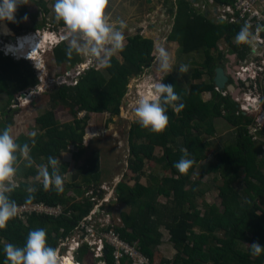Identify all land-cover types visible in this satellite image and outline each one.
<instances>
[{
  "label": "trees",
  "instance_id": "trees-1",
  "mask_svg": "<svg viewBox=\"0 0 264 264\" xmlns=\"http://www.w3.org/2000/svg\"><path fill=\"white\" fill-rule=\"evenodd\" d=\"M213 1L223 5L227 0ZM49 2L54 4L55 0ZM29 3L43 9L44 14L47 13L45 2L29 0ZM176 4L177 12L172 18L174 20L170 22L172 29L167 36V42L176 44L183 55L202 51L204 61L197 66L200 70L195 71L192 78L200 80L206 76L211 83L191 85L185 94L173 77L168 75L162 78L163 83L174 86L176 94L180 97L177 103H183L184 108L178 113L168 108L166 114L169 123L161 134L147 130L146 134L141 133L138 124L131 128L128 139L130 157L128 168L135 177L136 173L142 171L147 161L151 165L153 163L162 165L161 168L169 172V175L159 181L155 191L140 184L138 177L133 187L120 183L117 187L118 202L130 207V210L120 213L122 226H115V229L122 239L137 246L151 262L154 261L156 248L161 245L162 235L159 228L164 226L169 235V242L177 250L171 260L172 264H264V252L254 256L250 247L244 249L240 246L241 243L248 242L259 243L264 247V176L260 173L263 166L259 161L262 147L253 141V137L249 136L248 132L250 126H255L252 125L255 120L238 112L231 97L217 94L212 84L214 71L222 58L218 49L220 42L237 54L238 61L244 60L247 44L235 43V36L239 33L242 24L215 25L192 8L189 2L177 0ZM25 14L29 20L35 18L24 5L19 7L15 14L16 22L6 21L9 30L16 36L25 32L23 26ZM54 28L63 29L64 25L58 22ZM39 29V26H34L31 32H38ZM153 49L151 40L134 35L127 38L122 51L109 58L110 66L89 69L80 74L76 80H71L69 84L54 87L48 94L52 109L35 120L39 132L34 137L35 145L32 146L33 138L30 136H19L16 139L17 143L21 145L28 143L33 160L39 161L40 164H47L49 156L61 158L63 154L70 152L69 148L73 149L72 151L77 150L75 154L71 153L73 162H77L85 151L83 137L89 115L106 113L110 116H118L130 80L139 77L153 64L155 60ZM66 50L67 44H61L53 49L52 57L56 67L67 68L70 71L83 64L80 55L74 53L69 58ZM211 50H215L217 56L211 55ZM36 83V76L26 61H14L13 58L4 56L0 52V96H6L5 107L0 110V131L8 125H13L9 111L15 98L30 90ZM207 93L212 96L211 103L202 102L201 95ZM56 106L68 110L73 116V122L60 124L54 114ZM82 112L88 115L87 118L77 120V115ZM211 118L224 119L237 130V137L234 148H223L217 154V165L205 169L201 175V178L209 173L222 175L221 180L213 178L212 182L219 190L223 210L212 205L201 214L197 208L191 206L198 188L202 187L201 185L204 188L208 186L193 179V175L198 165L206 159L207 146L200 140V131L212 133ZM262 134L263 131L258 133V135ZM178 140L180 142L175 145ZM182 148L188 149V157L195 162L186 174H180L173 167L183 155ZM156 150L161 151L160 158H156ZM98 163L99 155L94 154L75 172L71 177L72 181L80 178L85 185H89L92 181L99 184ZM68 167V164L58 165L62 177L67 173ZM36 175L37 170L34 167L29 168L26 173V177ZM240 182L245 185L242 186V190L237 186ZM16 184L15 190L10 193V198L18 205L25 203L29 195L26 189L33 186L36 191L31 194L34 196L32 202L51 207L60 205L64 210L58 216L33 214L27 217L26 223L11 219L7 226L0 230V264H5L6 243L23 247L28 233L38 228L46 231L47 244L57 248L59 239L71 234L79 220L92 207L89 200L71 201L66 196L70 189L80 188L81 185L74 182L63 185V191L59 193L54 188L44 191L42 184L37 181L31 185L26 181H16ZM209 185L213 187L212 183ZM157 195L171 200L167 205L158 204ZM142 196L148 197L149 200L141 203ZM66 202L70 204L66 205ZM195 228L199 229V233L194 231ZM218 233L222 236L220 237ZM106 250L103 259L105 264H114L112 248L106 246ZM87 255L92 258L87 245H82L76 252L77 262L90 264L84 262V257ZM161 262L169 263V260L162 259ZM122 264H127L125 259L122 260Z\"/></svg>",
  "mask_w": 264,
  "mask_h": 264
},
{
  "label": "rangeland",
  "instance_id": "rangeland-1",
  "mask_svg": "<svg viewBox=\"0 0 264 264\" xmlns=\"http://www.w3.org/2000/svg\"><path fill=\"white\" fill-rule=\"evenodd\" d=\"M31 1H43L47 4L46 10L47 13L44 14V10L40 9L37 5L33 3H29V5H25L27 10L30 14H32L35 18L33 20L23 21V26L25 28V32L16 36L13 32L11 34L15 37H25V36H36L39 38L37 41V49L36 53H38L39 64L34 62L29 63L28 65L32 68L37 83L35 86L30 88V90L25 91L24 93L19 94L15 98V102L11 104L10 107V115L13 118V136L17 139L19 136H30L29 134L33 131L38 134L37 128L35 126V120L37 117L44 114L46 111L52 109V106L49 101L48 94L54 87L61 86L65 84H69L71 80H76L80 74L88 71L89 69H98L101 66L93 61L88 59L87 57L80 56L82 58L84 67L79 66V69L75 71V74H70V71L63 69L62 67H56L52 57V51L55 49L56 44H64L60 43L64 39L65 33L63 29H56L54 28L58 22L55 19V14L53 11L52 3L49 0H31ZM201 0H195V3H200ZM204 7L210 8L208 5L207 0H203ZM214 2V6H217ZM167 0H108V5L105 10V14L109 19V23L115 24L119 30H122L125 40L124 45L126 44L127 38L133 37L134 35H141L143 38L151 40L154 46L153 49V56L156 58L157 49L160 45H163L166 50L172 55L173 58V71L168 74L169 76L173 77L176 82L179 84L181 90L186 94L189 90V87L193 84H210L211 80L208 79L206 76L202 77L200 80H194L192 76L194 75L195 71L200 70L197 66H200L203 59V52H196L189 55H183L180 53L179 48L176 44L168 43L167 36L172 29V25L170 23L168 13H167ZM196 10H199L198 6L194 7ZM201 11V10H199ZM211 18V22L215 25L222 24L216 19L213 15L209 14ZM119 21L124 22V27L120 29ZM34 26H39L40 29L38 32H31V28ZM141 28V29H140ZM6 30V31H5ZM138 30V32H137ZM6 32V34L4 33ZM8 31L6 21L0 23V44L1 46H5L9 43V38L3 37L5 35H11ZM44 37H47L53 45H50L51 51L47 52V44H43ZM43 40V41H41ZM45 43H49V41H44ZM67 44V41L65 42ZM0 46V47H1ZM250 47V51L253 50L252 46ZM221 56L222 54L224 57L229 56L230 49L229 47L225 46L223 42H220L218 45V49H220ZM255 50H261L264 52V48H258ZM0 52L6 56L5 52L1 50ZM44 52V55H42ZM211 55L214 57L217 56L215 50H211ZM13 58L14 61L16 59L14 56H10ZM231 57V56H230ZM24 59V58H22ZM253 59L258 60L259 57H254ZM26 61V59H24ZM30 61V60H29ZM223 63L226 65V61L223 58ZM31 62V61H30ZM242 61H235L231 67V72L229 68V75H233V68L238 66ZM181 64L188 66V71L186 73H179L178 69ZM236 64V65H235ZM39 65V66H37ZM80 67L82 69H80ZM157 63L156 61L153 64L144 70V72L137 78H132L130 83L127 87L126 95L124 96L121 106L119 108L118 116H110L106 113L101 115H89V123L85 129V134L83 137V148L84 153L80 155V158L77 162H73L71 157V153L75 154L77 152L76 149L72 151L70 150L69 153L64 154L59 158L60 165L68 164V171L65 175H63L64 183L63 185H68L77 183L81 185L79 189H70L66 196L71 199V201H80L84 197H88L90 201L93 203L94 206H98L101 204L100 199L97 198L96 194H85L87 189L88 193L91 189H94V193H97L101 187H106L109 194L104 195V200H107L109 207V212L102 211V215H108L110 220H112V224L116 226H122L121 219L119 217L122 211L129 212L130 207L124 205L123 203L118 202V194H115L113 190L116 186L117 180L119 179L121 183L126 184V186L134 185L135 183H129L131 179L134 178V173L130 171L128 168L129 165V147H128V139H129V132L131 128L138 124L135 122L134 119V108L138 99L143 98L146 94L151 93L154 90V85L156 82L162 80L164 76L157 71ZM231 92H226L224 96L232 97L235 94V91L238 94L235 96V105L246 108L249 106L245 99H242L243 96H246L248 102H250V98H257L260 94H256L253 90L251 92L249 89L242 88L236 84H231ZM264 87V85H263ZM237 89V90H236ZM260 91V90H259ZM258 91V92H259ZM21 95H24L25 98H22ZM222 96V95H221ZM201 99L203 103H211L212 96L207 94H202ZM260 97H262L260 95ZM260 110H257L255 107L253 110L249 111L247 116L250 119L258 120V117H261V120H264V113H263V103L264 100H260ZM6 104V96H0V110H3ZM124 109V110H123ZM131 109V110H130ZM54 114L56 120L60 124H67L73 122L72 114L63 109L60 106H56L54 108ZM238 112L241 113L237 109ZM257 112V113H256ZM262 114V116L260 115ZM88 116V115H87ZM86 114H79L77 116V120H83L87 118ZM211 129L212 133L209 134L204 131H200V140L206 144L207 155L206 159L201 162L197 169H195L193 179L199 180L200 183L204 184L209 187L198 188L199 195L196 196L194 203L191 207L197 208L203 214L204 210L208 206L215 205L220 210H223V206L221 204V198L219 196V190L213 184V178L215 180H221V174L218 173H209V175L203 176L201 178L202 173L205 169H209L211 167H215L217 165V154L226 147L234 148L236 144V137H237V130L233 129L228 123L224 121V119H213L211 118ZM258 127L257 131H263L262 135H256L257 137V144L262 147V152L259 155L260 164L263 168L260 169V173L264 176V126L260 123H257ZM206 131V130H205ZM139 132L146 134L147 131L143 128H139ZM250 136V135H249ZM261 140V141H260ZM180 140L176 141L175 145H178ZM263 142V144H262ZM171 146V145H170ZM175 148V146H171ZM70 149V148H69ZM94 154L99 155V175H100V185L97 186L93 181L90 182L89 185H85L82 183L81 179L78 178L75 181H72L71 177L75 174V172L80 169L86 162L87 159H90ZM162 155L161 151L156 153L157 158H160ZM119 161V162H118ZM36 164H40L39 161H35ZM100 164V165H99ZM162 165L156 164L155 166H150L149 164L145 163L144 168L138 174L141 173L145 174L146 179V186L150 187L152 191H155L158 186V181L161 180L163 177L169 175V172H165L162 168ZM35 168V166H34ZM29 168L24 166V163L21 162L20 166L17 171V175L15 180L17 182L26 181L30 185L35 182L34 177H26V173ZM36 169V168H35ZM37 170V169H36ZM137 173L135 175H138ZM202 179V180H201ZM214 180V181H215ZM257 182V181H256ZM104 183V184H103ZM119 183V182H118ZM212 183L213 187L209 185ZM118 185V184H117ZM238 188L242 190L241 182L237 184ZM130 187V186H129ZM188 189V187H187ZM159 196V197H158ZM156 202L161 205H167L170 202L171 198H165L164 196L157 195ZM146 200H149L148 197L142 196L140 199L141 203H144ZM140 203V202H139ZM70 204L66 202V205ZM142 205V204H141ZM64 208V207H63ZM135 209V208H134ZM161 232V245L158 246L155 250L156 256L154 258L155 263L161 261V259H167L171 261L175 256L177 250L172 248L171 243L169 242V237L167 234V229L164 226L159 228ZM221 237L222 234L218 233ZM250 243H241V248L248 249L250 247ZM66 251V250H65ZM61 252H64L61 250ZM62 254V253H61ZM85 263H92L94 260L91 258L90 255L84 257ZM156 260V261H155ZM96 264V263H95Z\"/></svg>",
  "mask_w": 264,
  "mask_h": 264
},
{
  "label": "clouds",
  "instance_id": "clouds-1",
  "mask_svg": "<svg viewBox=\"0 0 264 264\" xmlns=\"http://www.w3.org/2000/svg\"><path fill=\"white\" fill-rule=\"evenodd\" d=\"M207 2L210 8H205L204 2L201 0L202 9L199 8V10H202L206 14L213 15L216 19H218V9H220L221 6L232 4H218L217 6H214L213 0H207ZM24 5H29V0H0V21L16 22L15 14L18 8ZM107 5L108 0H55V3L52 5L55 19L57 22L63 23V31L65 33V40H62V42L60 41V43L65 44L67 41L66 55L69 58L75 53L97 62L101 67H108L110 66L109 58L122 51L125 37L122 30H119L115 24L109 23V19L105 14ZM23 20H28L27 14L24 15ZM218 21L224 23L219 19ZM118 23L120 29H122L124 27V22L119 21ZM256 31L258 32L260 29L258 28ZM255 40L256 36L250 31L248 24L242 25L239 33L235 36V43L237 45H250L253 47V51L255 50ZM50 45L53 44L48 43L46 45L47 52L51 51L53 48L50 49ZM59 45L61 44H56L54 47L56 48ZM47 52H44L42 55ZM20 60L25 61L22 58ZM28 62L32 63L30 61ZM156 63L158 66L157 71L163 75H168L173 71L174 61L172 55L163 45H160L157 49ZM178 71L179 73H186L188 71V66L181 64ZM232 77L236 85L245 88L243 84L237 82L233 75ZM228 87H232L230 86V83H228ZM252 87L253 86L246 89L253 92L251 89ZM215 90L217 89L215 88ZM226 92H231V90H224L222 92L218 91L216 93L222 95ZM237 94L238 92L235 91V94L231 97L234 103H236L234 99ZM261 96L262 97L258 96L257 98L249 97L250 102H248L246 96H243L242 99H245L249 106L247 109L237 106V109L241 111L244 116H250L248 112L253 110L255 106H257L255 107L257 110H260V100H264V90ZM222 97L225 96L222 95ZM179 100L180 97L176 94L174 86L171 84H165L163 83V80H160L155 83L154 90L151 93L138 99L134 108L135 122L138 123L141 128L151 133L161 134L165 131L169 123V117L166 114L168 108L170 107L176 113L184 108L183 103H177ZM262 110L264 113V109ZM80 114L86 113L82 112ZM260 115L262 116V114ZM258 118L259 121L256 119L252 124H255V126H250L248 128L249 135L253 137V141H257L256 135L260 132L259 130L257 131V123L262 124V118ZM29 135L33 138L31 144L34 146L36 132L33 131ZM68 150L70 151V149ZM181 152L183 153L182 157L174 163L173 167H175L180 174H186L195 162L188 157L187 148H182ZM30 153L31 147L28 143H24L23 145L17 143L13 136V128L11 125H8L0 131V230L4 229L8 222L17 216L18 209L21 207V205H18L15 200L10 198V193H12L17 186L15 177L21 162H23L24 166L27 168L35 166L37 169V175L34 177V180L42 184L44 191H48L50 188H54L58 193L63 191L64 180L58 169V165L61 164L60 160L49 156L47 164H36ZM118 178H116L117 183L113 189L115 190V194H117V187L121 183ZM131 182L135 183L134 178L131 179L129 183ZM98 185H100V183L97 184V186ZM26 191L29 195L25 199V206L32 203L34 196L31 194L36 191V188L29 186ZM91 191L92 195L96 194L97 198L102 200L101 206L99 207L100 211L109 212V207L106 205L108 201L103 198L104 195L109 194L106 187H101L97 193H94V189H91ZM87 193L88 189L85 194ZM84 199L89 200L88 197H84L80 201L82 202ZM90 202L92 203V201ZM92 209L93 206L83 217L87 216ZM99 214L100 212L98 215ZM81 219L79 221H81ZM110 221L111 224L107 228L116 231V225L112 224V220ZM71 234L65 237H68ZM65 237H61L60 239H64ZM59 243L57 248L49 246L47 244L46 231L43 228L35 229L28 233L26 243L23 247L16 246L12 243H6L4 245L5 264H80L76 260V252L82 245H87V243H82L72 251L68 248L70 245L69 243L64 247L59 246ZM106 246L108 245H105L102 251L106 250ZM87 247L94 260L92 263L105 264L102 251L100 256L95 257L90 247L88 245ZM250 248L251 254L254 256H258L264 252V247L259 243L251 244ZM61 250L64 252H61ZM160 263L162 262L160 261ZM169 263H171V261H169Z\"/></svg>",
  "mask_w": 264,
  "mask_h": 264
},
{
  "label": "built area",
  "instance_id": "built-area-1",
  "mask_svg": "<svg viewBox=\"0 0 264 264\" xmlns=\"http://www.w3.org/2000/svg\"><path fill=\"white\" fill-rule=\"evenodd\" d=\"M218 19L228 24H248L250 31L256 36L255 49L264 48V37H262V34H264L262 33L264 28V0H234L231 5H224L218 9ZM258 28L260 31L257 32ZM250 52V62L242 61L234 68L233 76L245 88L253 86L252 91L254 90L256 94L262 95L264 90V52H261V50H251ZM254 57H259V59L255 60ZM81 67H84V69ZM81 67L82 70L86 68L85 65ZM78 69L79 67H77ZM222 95L224 96V94ZM87 194H92V191ZM100 206L101 204L94 206L90 213L79 221L70 236L60 239L59 246L64 247L69 243L68 248L72 251L82 243H87L94 256L98 257L101 255L104 246L108 245L112 248L114 264H122L123 259L127 264H171L151 262L148 257L140 252L137 246L122 239L114 229H108L107 227L111 224L110 218L107 214H101ZM62 210L64 208L60 205L51 207L43 203L32 202L30 205L25 206L24 203L21 204L17 216L13 219L26 223L27 217L33 214L58 216Z\"/></svg>",
  "mask_w": 264,
  "mask_h": 264
},
{
  "label": "crops",
  "instance_id": "crops-1",
  "mask_svg": "<svg viewBox=\"0 0 264 264\" xmlns=\"http://www.w3.org/2000/svg\"><path fill=\"white\" fill-rule=\"evenodd\" d=\"M164 1V0H163ZM232 1L233 0H227L226 2H225V4H231L232 3ZM176 2H177V0H167V5H170V6H167V13H168V17H169V20H170V22L172 21V20H174V19H172V18H174L175 17V15H176V12H177V4H176ZM187 2H189L190 3V5H191V7L192 8H194V7H196V5L198 6V8H200V9H202L201 8V2L200 3H198V4H196L195 3V1H191V0H188ZM195 9V8H194ZM196 11H198L201 15H204V18H206V19H208L209 21H212L211 20V18H210V16H209V14H206L205 12H203L202 10L201 11H199V10H196ZM212 23V22H211ZM141 29V28H140ZM8 30H9V28H8ZM10 31V30H9ZM137 32H138V30H137ZM141 36V35H140ZM248 47V48H247ZM153 48H154V46H153ZM246 48H247V51H246V56L244 57V60H242V61H247V62H250V59H251V52H250V47H249V45H247L246 46ZM220 51H222L221 50V48L219 49ZM230 55L229 56H226V57H224V53L222 54V58L220 59V61L218 62V65H217V67H216V69L217 68H222V69H224V71H225V73L227 74V75H229V68H230V72H231V67L232 66H230V65H233L234 64V62L236 61H238L239 59L237 58L238 56H237V54H235V53H233V52H231L230 51ZM231 56V57H230ZM223 58H224V60L227 62L226 63V65H224V63H223ZM156 61V58H155V60H154V62ZM236 65V64H235ZM237 66H235V68H236ZM198 68V67H197ZM234 69V68H233ZM235 70V69H234ZM229 83H230V85H231V81H229ZM193 85H199V84H193ZM233 128V127H232ZM234 129V128H233ZM157 152H159V151H157L156 150V152H155V156H156V153ZM156 158H157V156H156ZM145 163H147V161H145ZM149 163V162H148ZM147 163V164H148ZM157 163H153V165L155 166ZM145 165V164H144ZM149 165L150 166H153V165H151L150 163H149ZM141 175L142 176H140V174H138V175H135V177H134V181L136 180V178L138 177L139 178V183L140 184H142V185H144V186H146V179H145V174L144 173H141ZM160 181V180H159ZM159 181H158V184H159ZM131 183H133V182H131ZM130 187H133V185H129ZM199 195V193H197L196 194V196H198ZM159 197V196H158ZM157 197V198H158ZM156 198V199H157ZM195 199H196V197H195ZM194 231L195 232H197V233H199V229L198 228H195L194 229ZM167 234H168V232H167ZM168 237H169V235H168ZM172 245V244H171ZM172 248H173V245H172ZM155 256H156V252H155ZM162 260V259H161ZM164 260H167V259H165L164 258ZM156 261V260H155Z\"/></svg>",
  "mask_w": 264,
  "mask_h": 264
},
{
  "label": "bare ground",
  "instance_id": "bare-ground-1",
  "mask_svg": "<svg viewBox=\"0 0 264 264\" xmlns=\"http://www.w3.org/2000/svg\"><path fill=\"white\" fill-rule=\"evenodd\" d=\"M4 33L6 34V32H4ZM9 33L11 34L10 31H9ZM12 36L13 35L11 34L10 36L5 35L3 37L11 38ZM16 39L17 40L15 43H11L9 41V43L6 44L4 47L3 46L0 47L1 50L5 52L6 56H14V58H15V56L18 54V55H20L21 58H24L27 61L30 60L31 62H34V65H35V63L40 65L39 59H38V53H36V50H38L37 49V46H38L37 41L39 40V38L31 35V36H25V37H16ZM43 40L47 41V42L49 41V43L52 42L51 41L52 39L49 40L47 37H44ZM43 40H41V41H43ZM44 41H43V44H45V45L48 44V43H45ZM39 65H37V66H39ZM255 107H257V106H255ZM261 122H262V125H264V120H262Z\"/></svg>",
  "mask_w": 264,
  "mask_h": 264
},
{
  "label": "water",
  "instance_id": "water-1",
  "mask_svg": "<svg viewBox=\"0 0 264 264\" xmlns=\"http://www.w3.org/2000/svg\"><path fill=\"white\" fill-rule=\"evenodd\" d=\"M262 33H264V28L262 29ZM16 37L15 36H12L11 38H9V41L11 43H15L16 42ZM1 46V44H0ZM15 59L18 61L21 59L20 55H16L15 56ZM77 70V67H75L73 70L70 71V74L74 75L75 74V71ZM228 83H229V78L228 76L226 75L224 69L222 68H217L215 69L214 71V78H213V85L214 87L222 92L224 90H231V88L228 87ZM22 98H25L24 95H21ZM107 253V250H103L102 251V254L105 256Z\"/></svg>",
  "mask_w": 264,
  "mask_h": 264
},
{
  "label": "flooded vegetation",
  "instance_id": "flooded-vegetation-1",
  "mask_svg": "<svg viewBox=\"0 0 264 264\" xmlns=\"http://www.w3.org/2000/svg\"><path fill=\"white\" fill-rule=\"evenodd\" d=\"M185 1H188V0H185ZM191 1H195V0H191ZM228 77H229V81H231L233 84H235L233 77L232 76H228Z\"/></svg>",
  "mask_w": 264,
  "mask_h": 264
}]
</instances>
